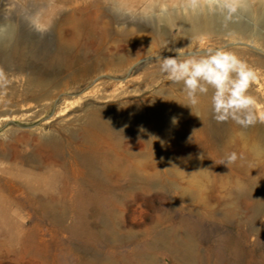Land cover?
Returning a JSON list of instances; mask_svg holds the SVG:
<instances>
[{
  "label": "rangeland",
  "instance_id": "1",
  "mask_svg": "<svg viewBox=\"0 0 264 264\" xmlns=\"http://www.w3.org/2000/svg\"><path fill=\"white\" fill-rule=\"evenodd\" d=\"M200 1L204 3V0ZM257 1L240 0L241 3L235 5L236 12H229L216 5L212 7L217 12L224 10L227 15L237 16L243 24L249 26L251 31H257L264 35V28L256 25L251 16L255 12ZM183 3L186 4L182 5ZM187 3L188 0H0V36L3 30L8 28L13 33L11 37L13 39L10 40L7 48L0 50L2 54H0V69H3L8 79V83L0 87L1 142L7 143L12 136L20 137L28 132L34 135L44 133L45 136H51L52 133L57 134L58 132L60 134L65 126L70 125L74 119L83 116L87 106L90 108L91 106L102 107L106 114L109 113L112 117L114 114H119L120 109L118 108L125 104L128 106V112L118 116L119 124L111 126L107 130L113 140V146H116L113 148L114 150L128 148L129 152H127L132 153L129 158V161H133L132 163L137 161L144 163L147 159L149 162L151 159L147 149L143 146L138 147L135 143L131 146L129 141H135L136 138L143 139L145 131L143 132L141 129H144L142 126L146 119L144 117L148 116L147 101H153L157 98V92L163 89L174 94L181 92V89H177L175 86V90L173 83L168 81L165 75L161 77L164 80L158 82L160 84L151 82L153 76L149 72L154 70L151 64L158 61L157 56L162 58H164L163 55L169 56L161 52L160 55L159 52L158 54L151 53L150 50L161 46L162 43L157 36L148 38L147 27L152 22L153 15H156L153 17L156 19L161 11L172 8L181 9ZM205 5L207 4L205 3ZM244 5L247 6L248 14L243 12ZM148 6H152L155 12L151 13ZM182 14L184 13L182 12ZM69 19L71 23L78 21L77 24L79 23L81 26L78 24L76 31H73ZM6 26L7 28H5ZM175 35L173 33L171 37L173 38ZM207 39L208 43L204 46L206 49L204 47L201 49L178 47L177 49L181 48L184 53L188 54H203L201 51L222 47L234 52L246 63L250 61L248 65L255 71L256 79L250 82L247 92L259 103L257 113L264 112V50L253 42H249L246 46L236 45L233 47L231 45L224 46V43L218 44V36L215 35L207 36ZM140 41L145 44L146 49H139L133 62L130 61V65L131 63L133 65L130 66L129 62L126 65L125 63L128 61L124 57L128 55L126 50L132 48L134 42ZM154 46L156 47L154 48ZM15 55L16 57H14ZM118 67H120L119 71ZM54 79L57 82H54ZM60 82L68 83L67 91L63 92L64 95L61 94L53 99L52 103L50 101V111L49 108H45L43 111L32 105L31 97L25 94L29 83H54L52 86H55ZM17 90L18 93H16ZM116 96L118 97L115 98ZM62 105L66 106L63 112L60 110L63 107H59ZM134 108L136 111H133ZM131 112H137L138 116ZM23 114L27 115L24 117ZM29 115L31 116L29 117ZM4 117H8V120L4 121ZM259 123V121L256 123L258 132L264 136V124ZM214 125L215 133L223 137L228 133L230 135L226 122H216ZM246 129L248 130V128H240L237 132L245 133ZM176 132L178 134L176 133L177 135L175 134L174 137L177 136V138L172 137L170 146L163 145V139L167 140L168 138L167 134L159 133L160 138L163 137V139L158 138L152 148V151L155 152L157 168L150 171L148 169L139 171L142 176L149 173V177L146 175L145 180L130 185L128 177H125L121 179L120 186L105 184L98 192L92 190L96 194V198L89 197L84 192L72 206H67V210L62 216L53 211L42 213L35 204L23 205V199L15 197L13 199L15 205L6 212V215L0 217V222H3L0 225V264H173L172 257L166 248H172L175 251L178 264H264V147L261 149L263 156H259V163L254 160V164L252 163L250 166L251 171H254L251 172V175H254L256 179V181L252 180V183L237 176L235 171L232 173V170H229L226 165L221 164V160L216 154H213V159L204 156L206 151H211V148L204 149L201 145H196L192 150L188 149L189 144L187 143H191L189 135L194 132L192 126L182 124ZM184 132L185 136H183ZM174 144L179 148H173ZM26 149L27 152L30 151L29 146ZM201 149L204 150L201 152ZM112 150L106 151V153L108 152L112 156ZM166 151H168L169 158ZM138 152L142 154L140 153V155ZM184 152L187 156L184 155ZM200 155L203 162L206 159L205 164L200 162ZM107 156L109 158L106 159V163L110 164L111 156ZM142 156H144V160ZM135 158L137 159L135 160ZM123 160L125 161V159ZM189 160H193V165L194 163L195 165L187 166ZM3 161H0V176L6 175L2 169L4 170L8 166L7 162ZM178 161L184 164L182 163V165ZM201 163L203 164L201 165ZM176 164L181 166H177V168ZM168 165L172 166L167 169ZM218 169L220 170L217 171ZM223 170L228 177L225 176ZM185 171H187V175ZM209 172L211 174L213 172L212 176ZM4 175L2 177H6ZM188 175H190L189 179ZM261 176L263 177L261 178ZM234 182L241 185L240 190H236ZM242 182L244 186H242ZM140 187L144 189L141 190ZM206 188L211 190H205ZM148 189L150 191L146 192ZM183 189L187 190L186 192L193 191L198 195L194 199H187L188 196L185 198L184 193L186 192ZM245 193L247 195L250 193L251 198L245 196ZM209 205H212V208ZM91 209H94V212ZM94 213L96 217H94ZM155 218L163 219L162 223L147 237L141 236V232L146 227L154 224ZM233 218L235 219L233 220ZM235 220L238 221L235 222ZM90 226L93 228L91 229ZM96 229L98 230L96 231ZM25 238L28 245L26 247L23 246Z\"/></svg>",
  "mask_w": 264,
  "mask_h": 264
},
{
  "label": "bare ground",
  "instance_id": "2",
  "mask_svg": "<svg viewBox=\"0 0 264 264\" xmlns=\"http://www.w3.org/2000/svg\"><path fill=\"white\" fill-rule=\"evenodd\" d=\"M180 1H182V0H180ZM202 2L200 1L196 7H193L190 4V0H188L187 5L181 9L180 8L179 9H173L172 8V9H166L165 11H161L160 15L158 14L159 16L156 17V19L153 18L156 15H153L152 22H150V24L147 27V31L149 33L148 38H153L154 36H157L159 38V41L162 44H161V46H158L157 48H155L156 46H154L155 49L150 50V51H152L151 52L152 54H155V53L158 54V52H159V55H160V52H161L163 54H167V56L176 55L177 54L176 49L178 47H181L184 49L186 47H190V48L196 47V48L201 49L202 47H204L208 43L207 36H214V35L218 36L217 43L218 44L224 43V46H230V45L233 47L236 45L246 46V45H248L249 42H253L254 44H256V46H259L260 48H262L264 50V35L263 34H261L260 32H257V31H255V32L251 31L249 26L243 24L237 16L227 15V14H225L224 10L221 12H217V11L213 10V7L210 10L209 6L205 5V3H202ZM162 4H164V3H162ZM184 4H186V3H183L182 5H184ZM148 9L151 11V13L155 12L154 11L155 9L152 6H148ZM254 11L255 12L253 15H251L249 13L253 18L252 20H254L253 22H255L256 25L264 28V0H258L256 2ZM182 12L184 14H182ZM235 12H236V10H235ZM243 12H246V14H248L246 5L243 6ZM241 14H243V13H241ZM148 18H150V17H148ZM69 22H70V19H69ZM77 22L78 21H72V23L70 22L72 25L73 31H76V26L79 24V23L77 24ZM79 26H81V25L79 24ZM5 28H7V26ZM139 28H140V26H139ZM127 32H129V31H127ZM173 33L176 35L172 38L171 34H173ZM12 34H13L12 30L9 28L5 29V31L3 30V33L0 36V50L1 51L6 49L7 46L9 45L10 40L13 39V38H11ZM61 34H62V31H61ZM125 34L127 35L128 33H125ZM59 35H60V33H59ZM178 35H181L182 37H180ZM13 36H15V35H13ZM18 37H20V36H18ZM157 37H156V39H158ZM71 39H72V37H71ZM133 40H134V38H133ZM64 41H67V40H64ZM72 41H73V39H72ZM63 44H64V42H63ZM63 44H61V45H63ZM74 44H75V42H74ZM249 45H251V44H249ZM129 47H131V45H129ZM214 47H216V46H214ZM141 48L146 49L145 44L143 42H141V41L140 42H134L132 44V48H129L126 50L128 55H126V56L123 55L128 60L127 63H125V62L124 63L127 65L129 62V65H130V61L133 62V58L135 57V54H137V51ZM148 49H147V51H148ZM188 50H190V49H188ZM196 50H199V49H196ZM190 51H193V50H190ZM201 52L204 53L206 51H201ZM8 53H9V51H8ZM185 54H188V53L185 52ZM7 56H8V54H7ZM14 57H16V55ZM163 57L165 58L166 55L165 56L163 55ZM112 59L114 60V58H112ZM122 59H123V57H122ZM152 59H153V57H152ZM117 60H118V57H117ZM249 62L247 64H249ZM7 65H9V64H7ZM131 65H133V64L131 63ZM119 66H120V64H119ZM121 67H122V65H121ZM151 67L154 69L153 71L151 70L152 72L148 71L149 74L153 76L151 82L160 84L158 82L162 81L163 78H161V77L163 74L159 71V62L154 61V63L151 64ZM113 68H114V66H113ZM123 69H125V68H123ZM119 70H120V67H118V71ZM125 71H124V73H125ZM145 74H147V73H145ZM79 79H81V78H79ZM28 80H29V77H28ZM57 80H58V78H57ZM57 80H55L54 82H57ZM80 81H78V82H80ZM84 81H86V80H84ZM31 82H33V81H31ZM35 83H36V81H35ZM35 83L34 84L29 83L30 85L27 83L29 85L28 86L26 84L28 88L24 85L27 88L25 90V94H26V96L28 95L29 97H31L30 100H32V105H34L35 107H39L40 110L42 109L43 111L45 108H49L53 99H55L56 97H58L61 94L64 95L63 92L67 89V84H68V83L62 84L60 82V84L52 86L54 83L53 84H51V83L35 84ZM64 83H66V82H64ZM173 86H174V89H175V86L177 87V89H181V92L174 94L169 90L163 89V90L157 92V98H155L151 102L147 101V103H148V106H147V113L148 114L147 115L148 116L144 117V118H146L145 120L143 119L144 122H143L142 126L145 129V134H143L144 135L143 139H139V138L135 137L136 138L135 141L134 140L129 141V143H131V146H132V144L135 143V144H137L138 147L143 146L147 149V153L149 154V157L151 159L149 162H147L148 161V159H147V160H145L146 162H144V163L138 162V161L135 163H132L133 161L132 162L129 161V158H131L132 153L131 154L128 153L129 152L127 150L128 148H126V149L121 148L120 150L117 148L116 150H114V148L116 146L115 147L113 146V140L110 137L109 132L107 130H109V128H111V126L113 127V126H116V124L117 125L119 124V121L117 120L118 116L125 115L128 112V110H129L128 106L125 105L124 103H123L124 104L123 106L121 105V108H118V109H120L119 114H114L115 112L114 113L112 112L114 114V115H112L110 112L112 117H110L109 113L107 115L106 111H104V109L102 107L91 106V108H90L86 105L88 107V109L85 106L86 110H85V112L83 111L84 112L83 116L74 119L73 122L70 123V125L65 126V128L63 127L64 129L61 130L62 133H60V134H58L59 133L58 132L57 134L52 133L51 136H49V135L45 136L44 133L34 135L33 133L28 132V133L23 134L20 137L12 136L11 140L9 142L6 141L7 143H2L3 141L1 142V140H0V142L2 143L0 145V159L6 161L7 165H8V166L6 165L7 167L4 170L2 169L3 173L6 174V175H4V174L3 175L6 177H2L3 175L0 176V217H2L3 215H6V212L9 209H11L12 206L15 205V203L13 202L14 201L13 199L15 197H21L23 199V205L35 204L41 210L42 213H49V212L53 211V212H57L59 214V216H62L66 212L67 206L68 205L72 206L74 204V202H76V200L79 198L80 194H82L84 192L87 195H89V197L96 198V194L94 192H96V191L98 192V190L102 189L101 186H103L105 184H112V185L114 184L115 186H120L119 184H120L121 179L125 178V177H128V182L130 185L134 182H141V181L145 180V178H147L149 173L146 174L147 176L146 175L142 176L139 174V171H141V170L146 171L147 169L150 171L151 169L157 168V166H156L157 160L154 156L155 152L152 151V148H153V145L157 142L158 138L160 140L163 139V137L160 138L159 133L161 132V134H163V133L167 134L168 138H167V140L163 139V145L164 146H170L171 141L173 139L172 137H174V135L177 133L176 131L180 128V126L182 124H186L187 126H192L194 128V132L189 135L191 143H189V142L187 143V144H189L188 149L192 150L193 148H195L194 146H196V145H201L202 147H204V149L205 148L206 149L211 148V151H206V155H204V156H206L207 158L213 159V157H214L213 154H216V156L221 161L224 160L228 154H230L232 152L237 153L238 159L234 163L230 164L227 168L229 170H232L231 171L232 173H233V171H235L237 173V176L243 178L245 181L252 182V180L255 179V176L251 175L252 174L251 172H254V171L253 170L251 171L250 166L252 165L254 160H257V162H258V160L260 159L259 156L262 155L261 149L264 147V145H263L264 136L262 134L261 135L259 134V132H258L259 130H258L256 124L247 127L248 130L246 129L247 131L245 133H241V132H237V131L242 127L237 125L234 121L229 120L228 122H226L227 127H228V128L227 127L226 128L229 129L230 135H228L229 134L228 133L227 136L224 135V137H223L222 135L215 133L214 128H213L215 126L214 124L217 121L214 119L212 108H211L212 90L210 89L207 95H202L200 97V103L191 109L190 106H186L187 100H186L185 94L182 90L183 85L182 84H173ZM25 87H24V89H25ZM72 88H76V87H72ZM18 90L16 93H18ZM170 90H172V89H170ZM13 95H15V94L13 93ZM117 95H118V93H117ZM118 96H120V95H118ZM118 96H116L115 98H117ZM23 100H22V103H23ZM50 101H51V103H50ZM63 101L65 102V100H63ZM63 101H62V103H63ZM24 104L25 103H23V105ZM26 104L29 105L28 103H26ZM28 107L31 108V106H28ZM56 107H58V106H56ZM59 107H63L60 109L61 112H63V110H65V108H66V106H63V105L59 106ZM31 109H33V108H31ZM55 109L57 110V108H55ZM30 110H29V112H30ZM49 111H50V108H49ZM133 111H136V109ZM39 112H41V111H39ZM131 113H133L135 115L137 114V116H138L137 112L136 113L131 112ZM81 114H79V115H81ZM144 114H145V112H144ZM25 115H27V114H25ZM25 115H24V117H25ZM31 115H29V117ZM34 115H35V113H34ZM174 118H175V122H173ZM5 119L8 120V117L7 118L4 117V121H5ZM65 120H66V118H65ZM65 120H60V121L63 122ZM0 121H2L1 118H0ZM135 121H137V120H135ZM221 125H223V124H221ZM62 126H63V123H62ZM60 128H58V129H60ZM185 129H183V130H185ZM112 131H114L113 128H112ZM125 131H127V130H125ZM114 132L116 134V131H114ZM223 132H224V130H223ZM223 132H221V133H223ZM119 133H120V131H119ZM129 133H131V132H129ZM137 136H138V134H137ZM183 136H185V132H184ZM152 137H154V138L152 139ZM175 137L177 138V136H175ZM222 138H224V139H222ZM120 143H122V142H120ZM184 144H186V143H184ZM187 144L185 145L186 147H188ZM28 146L30 147V151L27 152L26 148ZM174 147H176L175 144H174L173 148ZM177 147L179 148V146H177ZM213 147H215L216 150L215 149L212 150ZM171 149H172V147H171ZM188 149L186 148L187 151H189ZM199 149H200V147H199ZM204 149H201V152ZM111 150H112V156L108 153ZM141 150L144 151V149H141ZM184 150H185V148H184ZM106 151H108L107 152L108 154L106 153ZM173 151H175V150H173ZM167 152L168 151H166V154H167ZM170 152H171V150H170ZM197 152H199V151H197ZM204 154H205V151H204ZM107 155L111 156L110 157V160H111L110 164L106 163V159L109 158ZM173 155L178 156L176 154H173ZM184 155H185V152H184ZM201 155L199 158L202 161L200 159L199 160H200V162H203ZM185 156H187V155H185ZM167 157H168V154H167ZM189 157H190V155H189ZM185 158H187V157H185ZM123 159H125V161ZM136 159L137 158H135V160ZM142 159L144 160V156H142ZM205 160H204V162H205ZM159 162H160V160H159ZM179 162L180 161H178V163ZM180 163L182 164L183 162H180ZM203 163H201V165ZM187 164L186 165L190 166V167L195 165V163L193 165V160H189L187 162ZM186 165H184V166H186ZM171 166L172 165H170V166L168 165L167 169L170 168ZM177 166H181V165L176 164V167ZM214 168H216V167H214ZM182 169L184 170V168H182ZM220 169H218L217 171H219ZM177 170L179 171V169H177ZM212 170L214 172V169H212ZM143 171H142V173H143ZM223 171L225 172V170H223ZM186 172L187 171H185V173ZM200 172H202V171L200 170ZM205 172H207V171H205ZM213 172H212V174H213ZM179 173H180V171H179ZM207 174H208V172H207ZM212 174H211V176H212ZM218 174H219V172H218ZM225 174H226V172H225ZM186 175H187V173H186ZM260 175H262V174L260 173ZM219 176H221V175H219ZM225 176L228 177L227 174ZM181 177H183V176H181ZM189 177H190V175H188V179H189ZM262 177L263 176H261V178ZM210 179H212V178L210 177ZM233 179H234V177H233ZM235 180H236V178H235ZM261 180H263V179H261ZM255 181H256V179H255ZM234 184H235L234 187L236 188V190H238V189L240 190L241 185H238L235 182H234ZM242 184H243V182H242ZM231 185H232V183H231ZM146 186H148V185H146ZM242 186H244V184ZM115 188L118 189V187H115ZM207 188L205 190H209ZM212 188H214V187H212ZM139 189L142 190L144 188L140 187ZM241 189H243V188H241ZM92 190H94V192ZM148 191H150V190L149 189L146 190V192H148ZM196 191L198 192L199 189ZM214 191L216 192L215 189H214ZM231 191H232V189H231ZM113 192H114V190H113ZM184 195H185V198H186V196H188L187 199H189V198L194 199L196 197V195H198V193L195 194L193 191H191V192L184 193ZM203 195H204V193H203ZM206 195H208V194H206ZM246 195L247 194L245 193V196ZM249 195H250V193H249ZM249 195H247V196H249ZM180 196H181V194H180ZM231 197H234V196L231 195ZM181 198H180V200H181ZM219 202H221V201H219ZM196 203H198V202H196ZM211 206L209 205V207H211ZM169 207H170V205H169ZM187 207H188V205H187ZM220 207H222V206H220ZM201 208H203V207H201ZM223 208H224V206H223ZM237 208H239V207H237ZM253 209H254V206H253ZM91 210H88V212L93 213L94 211L92 210L93 211L92 212ZM68 214H70V213H68ZM94 214H93V216H94ZM91 215H88V216H91ZM203 215H204V213H203ZM245 215H246V213H245ZM79 217H81V216H79ZM94 217H96V214ZM81 218H83V217H81ZM157 218H158V216H157ZM157 218H155V222L152 226L146 227L143 230V232H141V236L147 237L148 235H150L155 230V228L157 226H159L162 223L163 219L158 220ZM161 218H163V217H161ZM90 219H92V218H90ZM234 219L235 218H233V220ZM83 220H85V219H83ZM237 221L235 220V222H237ZM1 224H3V222H0V225ZM90 228L92 229L93 227L90 226ZM97 230L98 229H96V231ZM246 231H248V230H246ZM26 241H27V239L25 238V241L23 244V246L25 245V247L28 246L26 244ZM166 249L168 250V252L170 253V255L172 257L173 264H178L179 262H178L176 255H175L176 254L175 251L172 248H170V249L166 248ZM234 253H235V251H234Z\"/></svg>",
  "mask_w": 264,
  "mask_h": 264
},
{
  "label": "clouds",
  "instance_id": "3",
  "mask_svg": "<svg viewBox=\"0 0 264 264\" xmlns=\"http://www.w3.org/2000/svg\"><path fill=\"white\" fill-rule=\"evenodd\" d=\"M199 2L200 0H190L193 7ZM239 2L240 0H204L210 10L216 5L229 12L235 11V5ZM176 53L175 56L157 57L159 71L173 84L183 85L186 106L191 109L197 106L200 97L207 95L211 89V108L218 123L231 120L242 128L258 121L264 123V112L257 113L258 102L247 92L250 82L256 79V73L234 52L223 48H209L203 54H185L183 49H176ZM7 83V76L0 69V87ZM237 159V153L232 152L221 164L228 167Z\"/></svg>",
  "mask_w": 264,
  "mask_h": 264
}]
</instances>
